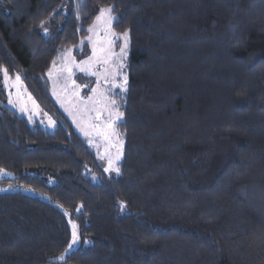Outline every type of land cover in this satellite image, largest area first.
Listing matches in <instances>:
<instances>
[{"label": "trees", "instance_id": "1", "mask_svg": "<svg viewBox=\"0 0 264 264\" xmlns=\"http://www.w3.org/2000/svg\"><path fill=\"white\" fill-rule=\"evenodd\" d=\"M109 7L129 32L115 178L47 78ZM0 68L56 122L9 110L0 73V264H264V0H0ZM68 221L89 243L56 261Z\"/></svg>", "mask_w": 264, "mask_h": 264}, {"label": "rangeland", "instance_id": "2", "mask_svg": "<svg viewBox=\"0 0 264 264\" xmlns=\"http://www.w3.org/2000/svg\"><path fill=\"white\" fill-rule=\"evenodd\" d=\"M56 12H63V8L60 7ZM99 15V12L97 16ZM96 16V17H97ZM113 16V15H112ZM105 27L106 25L97 21L95 18L89 29L87 37L84 41L80 43L77 47L69 48L64 50L56 63L50 68L47 78L50 87V96L59 108L63 116L71 124L75 132L86 142V144L95 153L98 162L103 168L105 174L110 177H117L118 174L114 170L105 171L108 167V160L111 158L114 161V166L119 168V163L123 157V147L124 140L122 135L117 130V125L122 121V118L116 120L111 129H105L104 125L109 120V112L102 109V104L109 103L111 100L116 101V105L113 108V118L115 112H121L119 107L122 99L126 94V90L122 91L119 86L113 87V77L108 76L107 83L103 78V73L105 69L109 72L115 71L116 66L121 63L117 58L120 55V47L123 44V40H115L110 52L101 53V48H108L105 42ZM112 31L113 26H112ZM42 33L45 37L50 36V29L46 23L42 26ZM117 36L123 33L115 32ZM86 44L88 47V53L86 56L81 57L82 47ZM96 47L97 54L96 57L93 56V47ZM78 52L76 55L75 52ZM106 55H111V59L108 64H103L98 61V58H102ZM129 56V44L127 49V56L122 61L124 64L123 69H120L115 76V84L119 85L123 82L124 76H127V62ZM88 61L91 65V70L96 72L97 75H90L88 72L81 71L80 67H88L89 64H83L82 62ZM70 69V71H69ZM18 75L10 76L5 82V77L2 74V82L6 92L7 101L5 106L15 112L18 116L24 117L30 124L36 123L42 129L47 131L54 130L56 122L52 116L43 111L25 89L21 79L17 82L16 77ZM99 76L100 88L99 92H103L107 100L101 98V103L97 104L96 97L94 96L92 89L97 88V79ZM128 82V76H127ZM127 88V84H126ZM89 97H93V100H89ZM11 101V103L9 102ZM97 109H101V119L96 120L98 114ZM96 125L101 126V130L107 131L110 134V140H106L104 136L100 135L96 129ZM115 135H111V133ZM85 133H88L85 135ZM119 156L117 160L116 157ZM2 177H10L6 173H2ZM93 182L96 179L92 177ZM13 190L10 186L0 187V193H7ZM72 221H68V226L71 232L72 240ZM76 225V224H75ZM77 231V243L68 249V245L62 254L66 257L72 251L78 249L79 247H86L88 243H81L78 230ZM68 243V244H69ZM60 254L59 256H61ZM58 256V257H59ZM57 257V258H58ZM56 261H59V260Z\"/></svg>", "mask_w": 264, "mask_h": 264}, {"label": "snow or ice", "instance_id": "3", "mask_svg": "<svg viewBox=\"0 0 264 264\" xmlns=\"http://www.w3.org/2000/svg\"><path fill=\"white\" fill-rule=\"evenodd\" d=\"M113 11H114L113 7L101 8L99 10V15L96 17L97 21H101V22H103L106 25V27H105V42L108 45V48L107 49L101 48L100 52L101 53L110 52V49L113 46L115 40H117V39L123 40V44L120 47V55L117 58L118 60L121 61V63L116 66V70L115 71L109 72L108 69H105V71H104V73L102 75H103V78H104L106 83L108 81V76L111 75L113 77V85L112 86L113 87L119 86L122 91H125L126 90V84H127V76L126 75L124 76L123 82L120 83L119 85L115 84V76H116L117 72L120 69H123V67H124V64H123L122 61L127 56V49H128V44H129V32L125 31V32H123L122 35L117 36L116 33L112 31V24L116 20V18L112 16V12ZM89 31L91 32V31H93V29L90 28ZM96 54H97V49L94 46L93 47V56L96 57ZM110 59H111V55H106V56H104L102 58H98V61L103 63V64H108ZM82 63L83 64H89L88 61H84ZM80 70L88 72L90 75H97L96 72H93L91 70V65L90 64H89L88 67H80ZM69 71H70V69H69ZM0 73L3 74V76L5 77V82L7 83V80L9 78V74H8L7 69L0 68ZM19 79H20V77L17 76L16 77L17 82L19 81ZM99 88H100V83H99V76H98L97 88L92 89V92H93L94 96L96 97V101L95 102L97 104L101 103V98H103L104 100H107V97L104 96V93L98 91ZM88 99L91 101V100H93V97H89ZM9 102L11 103V101H9ZM115 105H116V101L115 100H111L109 103L102 104V109L104 111H108L109 112V117H110L109 120L104 125L105 129H111L113 124L116 122V120H119V119H121L123 117V113L117 111V112L114 113V118H113V108H114ZM97 112H98V114L96 116V120H100L101 119V114H102L101 113V109H97ZM95 127H96V129H97V131H98V133L100 135L104 136V138L106 140H110V134L107 131L101 130V126L100 125H96ZM87 134L88 133H85V135H87ZM111 135H115V133L113 132V133H111ZM116 159L118 160L119 156H117ZM109 170H114V171L117 172V174H119V171H120V169L118 167L114 166V161L111 158H109V160H108V167L105 168L106 172L109 171ZM123 207H124V205L121 204V208H123ZM76 228H77V226L75 224H72V240L68 244V249L69 250L72 249V247L77 243V238L78 237H77ZM84 243L87 244L89 242L88 241H84ZM64 259H65V256L63 254L57 258V260H59V261H64Z\"/></svg>", "mask_w": 264, "mask_h": 264}]
</instances>
